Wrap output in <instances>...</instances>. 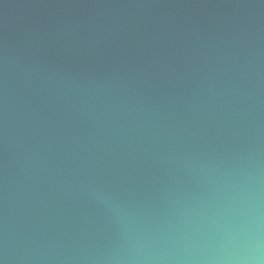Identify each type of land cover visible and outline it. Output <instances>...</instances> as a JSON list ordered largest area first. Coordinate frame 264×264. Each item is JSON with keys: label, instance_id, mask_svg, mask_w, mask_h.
<instances>
[{"label": "water", "instance_id": "obj_1", "mask_svg": "<svg viewBox=\"0 0 264 264\" xmlns=\"http://www.w3.org/2000/svg\"><path fill=\"white\" fill-rule=\"evenodd\" d=\"M0 264H264V0H0Z\"/></svg>", "mask_w": 264, "mask_h": 264}]
</instances>
